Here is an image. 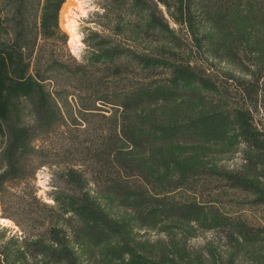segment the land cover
Instances as JSON below:
<instances>
[{
    "label": "trees",
    "instance_id": "trees-1",
    "mask_svg": "<svg viewBox=\"0 0 264 264\" xmlns=\"http://www.w3.org/2000/svg\"><path fill=\"white\" fill-rule=\"evenodd\" d=\"M65 1L0 0V217L17 228L0 226V264H79L74 245L93 255L114 241L98 264H158L135 255L98 196L142 228L264 237L215 206L227 190L264 206V0H95L80 59L59 25ZM19 95L22 124L8 113ZM224 142L244 145L240 170L176 157L179 145ZM44 168L51 202L37 195Z\"/></svg>",
    "mask_w": 264,
    "mask_h": 264
},
{
    "label": "rangeland",
    "instance_id": "rangeland-1",
    "mask_svg": "<svg viewBox=\"0 0 264 264\" xmlns=\"http://www.w3.org/2000/svg\"><path fill=\"white\" fill-rule=\"evenodd\" d=\"M72 5L67 8L66 24L59 21V25L67 35L69 52L80 59L85 52L82 43L85 28H94L93 21L100 14L95 0H69ZM206 25V32L214 31ZM74 35L80 45H70V37ZM217 69L238 76L235 67L225 61L213 60ZM9 117L17 124L28 120V103L23 95L8 104ZM4 135L0 126V149L3 146ZM244 145L240 142H224L218 145H179L176 147V157L185 162H197L206 167L230 171L241 169ZM49 171L44 168L36 177L38 197L45 202L48 187ZM261 186L264 185L261 183ZM222 201L215 204L227 217L236 221H243L250 227H264V206L247 204V195L238 190H227L220 194ZM97 200L103 209L117 221L128 226V235L135 249V255L155 261L158 264H264V237L244 240L238 234L225 235L220 230L205 228L201 222H185L168 220L150 227H139L130 211L120 207L118 202L110 196H98ZM1 229V227H0ZM6 236H11L17 228L9 225L4 227ZM114 241L108 245L94 248L92 253L86 252L84 244L74 245L79 264H98L95 255L101 253L108 246L117 245Z\"/></svg>",
    "mask_w": 264,
    "mask_h": 264
},
{
    "label": "bare ground",
    "instance_id": "bare-ground-1",
    "mask_svg": "<svg viewBox=\"0 0 264 264\" xmlns=\"http://www.w3.org/2000/svg\"><path fill=\"white\" fill-rule=\"evenodd\" d=\"M70 5H72V3L69 1V0H66L64 3H63V5H62V7H61V9H60V12H59V21L61 22V23H63V25L65 26V24H66V16H67V8L70 6ZM70 45H77V46H79L80 45V41L77 39V37L75 36L74 37V35H72L71 37H70ZM9 225H11V226H14L13 224H12V222L10 221V220H8V219H5V218H0V226L1 227H8ZM15 227V226H14Z\"/></svg>",
    "mask_w": 264,
    "mask_h": 264
},
{
    "label": "water",
    "instance_id": "water-1",
    "mask_svg": "<svg viewBox=\"0 0 264 264\" xmlns=\"http://www.w3.org/2000/svg\"><path fill=\"white\" fill-rule=\"evenodd\" d=\"M1 218V217H0Z\"/></svg>",
    "mask_w": 264,
    "mask_h": 264
}]
</instances>
